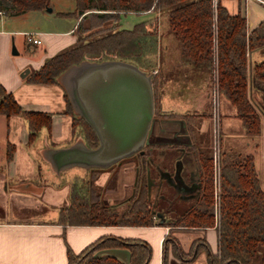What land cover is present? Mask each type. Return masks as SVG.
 Returning a JSON list of instances; mask_svg holds the SVG:
<instances>
[{
    "label": "trees",
    "instance_id": "16d2710c",
    "mask_svg": "<svg viewBox=\"0 0 264 264\" xmlns=\"http://www.w3.org/2000/svg\"><path fill=\"white\" fill-rule=\"evenodd\" d=\"M49 0H0V13L45 9ZM168 7L167 21L178 38L184 58L193 63H203L212 75L213 87L236 108L244 132L254 135L261 130V116L248 97V52L258 48L264 53V19L251 29L247 18L240 13H231L221 0H82L71 10L62 14L81 15L88 13L100 19H120L121 14L150 8ZM86 10H89L85 12ZM95 10V11H94ZM98 10V11H97ZM155 24V23H154ZM91 26L87 27L88 29ZM80 29V22L76 24ZM103 29V28H102ZM100 29L77 36L75 44L47 57L28 77L33 82H57V76L67 66L88 57H116L132 61L151 73L153 96L156 104L159 81L157 29L135 22L131 27H119L106 33ZM102 31V30H101ZM253 77L264 80V57L252 64ZM264 94V90H263ZM66 108L71 114L73 131L84 142L93 147L97 136L89 123L72 108L64 91ZM0 112L6 116L21 114L27 123L28 140L33 141L43 127L50 126L51 114L44 110L24 108L0 82ZM191 112H169L181 115L192 127ZM195 113V112H193ZM164 114V115H167ZM12 146L7 148L11 156ZM220 171L218 216L215 215L214 175L212 155L195 151V161L201 182L198 197L180 213L172 217L155 218V204L147 190L145 171L141 175L135 193L124 203L109 204L100 199L93 189L94 170L87 174H76L70 182L68 203L58 210L55 221L61 224L89 225H153L162 224L181 228H205L217 230L218 249L208 253L210 264H264V188L260 184L252 154L223 155ZM126 247L130 250L128 264H146L151 255L150 244L139 237L102 234L82 249L75 252L66 247L67 264H126L120 258L94 252L103 247ZM203 242L194 240L191 253H198ZM183 255L184 251L167 239L168 249ZM165 264V263H163Z\"/></svg>",
    "mask_w": 264,
    "mask_h": 264
},
{
    "label": "crops",
    "instance_id": "0c3cea01",
    "mask_svg": "<svg viewBox=\"0 0 264 264\" xmlns=\"http://www.w3.org/2000/svg\"><path fill=\"white\" fill-rule=\"evenodd\" d=\"M221 3L231 13L240 11L247 18L249 29L264 19L263 1L221 0ZM5 17V14L0 13V82L24 108L49 112L51 125L50 130L43 127L39 135L33 141H29L25 118L19 113L6 116L0 112V200L3 197L7 199L9 189H16L33 191L43 197L47 191L48 195H51L57 202L64 196L63 192H59L65 191L67 194L71 179L76 174L82 173L70 176V182L61 189L57 187L54 192H51L50 186L44 187L42 181L34 182L32 177L40 170V159L48 165L47 168L57 174L70 167L80 166L72 165L57 171L42 153V150L49 147L69 145L79 136L73 137L71 116L65 111L66 100L63 87L57 82H31L24 78L47 57L75 44L76 22L58 28L15 29L5 26L3 22ZM25 30L34 31V35L39 36L41 41L39 43L27 41L24 35ZM17 33H20L21 37L18 38ZM12 42L18 50L17 53L11 51ZM169 45L170 43L164 40L163 51L168 50ZM178 45L181 52L179 40ZM263 57L264 53L258 48L248 52V97L260 113L261 131L255 135L246 134L235 106L224 96L219 98L218 127L221 128L220 132L223 131L226 135V148L223 151L243 153L235 141L248 139L247 143L253 142L256 149L243 154H252L255 169L264 188V80L255 79L252 73L253 62ZM207 98L206 92L205 97L200 96L197 101L193 102L192 108L184 107L177 110L174 104L165 106L161 104V101H158V107L179 114L198 112V109L204 110L203 105L207 103ZM180 117L181 115L165 116L154 111L147 137L151 143L157 142L162 137H168L169 142L186 149V154L193 158L195 164L194 152L201 150L198 136H196L198 125L193 122L191 132L187 133ZM9 144L12 146V152L8 158ZM114 172L117 176V183L114 188L106 187L105 197L108 198L107 200L115 201L128 194L127 188L132 185L135 174L134 161L129 158L117 162ZM109 173L110 171L101 172L95 181L101 185L105 184ZM56 216L38 220L18 217L9 219L7 210L5 215H0V264H67V245L77 252L96 237L107 233L146 240L151 246V255L146 264H210L208 253L216 252L218 249L217 230L213 226L181 228L157 223L153 225H64L55 221ZM170 238L184 251L182 256L170 248L165 256L164 246L166 240ZM197 239L203 242V247L194 254L190 250L192 243Z\"/></svg>",
    "mask_w": 264,
    "mask_h": 264
},
{
    "label": "rangeland",
    "instance_id": "374dc122",
    "mask_svg": "<svg viewBox=\"0 0 264 264\" xmlns=\"http://www.w3.org/2000/svg\"><path fill=\"white\" fill-rule=\"evenodd\" d=\"M263 1L264 0H260ZM82 0H49V5L52 7L51 11L46 9H34V10H25L20 12H10L6 15L4 23L6 27H14L15 29H30L36 27H64L69 24L72 25L73 22H80V29L75 27V32L77 36H82L89 31L93 32L97 29H100L98 33H106L112 29L119 27H131L135 22H141L147 24V27L156 26L157 29V45H158V66L157 68V79L159 81L157 98L155 107L158 106V101H161V104L165 106H170V104L175 105V109L180 110L184 107L192 108L194 101L197 99L205 97L206 92L208 94L207 103L203 105L204 110L198 109V112H191L190 114L194 115L195 119L193 122L198 125L197 135L199 140V146L203 153L210 154L213 156L215 148L218 147V168L216 167V187L215 190H220V171H221V159L223 155H229L239 153L235 151H223L225 147L226 135L223 134L221 128L219 129L216 123V110L213 106V83L212 75L204 67L203 63H193L188 61L183 57L182 52H180L178 45V38L173 34L171 29L168 26L167 13L168 7L163 6L160 8H150L148 10L142 11H129L121 14L120 19L115 18H106L100 19L99 17L94 16L92 13H88L86 17L81 15L74 14H62L60 11H67L73 9L78 4H81ZM252 6V3H250ZM248 5V3H247ZM232 6V4H231ZM249 10V8H248ZM89 10H86L87 12ZM95 11V10H94ZM98 11V10H97ZM155 23V24H154ZM91 26L89 29L87 27ZM103 28V29H102ZM102 30V31H101ZM26 31V30H25ZM29 31V30H28ZM100 33V34H101ZM18 38L21 37L20 33H17ZM167 40L170 43L168 50L163 51V41ZM160 51V52H159ZM162 51V52H161ZM161 53V54H160ZM164 54V55H163ZM17 55V54H15ZM20 56L22 54H19ZM30 73L25 76L24 80L31 81L28 79ZM33 82V81H31ZM201 83V87H200ZM207 83V85H206ZM264 95V94H263ZM222 97L219 93V97ZM219 109V102L217 104ZM65 111L71 116L70 112L65 108ZM202 117V118H201ZM72 118V117H71ZM219 118V111H218ZM200 119V120H199ZM51 125V120H50ZM262 125V122H261ZM75 131L79 132V127H76ZM50 130V126L47 128ZM218 130V131H217ZM73 131V128H72ZM73 131V137H75L77 132ZM261 131V130H260ZM258 134V133H257ZM218 135V136H217ZM249 135V134H248ZM255 135V134H254ZM217 137V138H216ZM252 138V137H251ZM248 139L237 140L239 149L245 152H253L254 146L253 142L250 144L247 143ZM238 149V148H237ZM243 153H239L244 155ZM251 154V153H249ZM213 161V157H212ZM40 170L36 172L32 177L34 182L42 181L45 186H50L51 192H54L57 187L59 189L63 188L66 184L70 182L69 177L75 173H84L86 169L80 166H73L68 169L61 171L57 174L51 169L47 168L48 166L42 159L39 161ZM117 164V163H116ZM213 164V175H214V163ZM117 165L113 164L111 167H106L107 171H110L108 181L101 185L98 182H94L92 187L96 192H100L105 196L104 188H114L117 183L116 174L114 172ZM195 174V173H194ZM258 175V174H257ZM259 178V176H258ZM260 180V179H259ZM261 184V182H260ZM262 186V185H261ZM263 187V186H262ZM133 188V184L127 188V193H129ZM64 196L54 201V198L51 195H48V192L45 191V196H39L33 191L27 190H16L9 189L7 199L5 197L0 200V215H5V211H8V218L12 217L24 218L29 220H38V219H47L51 218L53 215L56 216V211L68 203V192ZM220 192V191H219ZM107 193V191H106ZM106 198V197H105ZM108 199V198H107ZM111 199V198H110ZM219 199V197H218ZM109 203H113L114 200H107ZM116 201V200H115ZM114 201V202H115ZM177 202H174L176 204ZM184 206L179 209H184L187 203H182ZM180 203H177L179 207ZM54 213V214H53Z\"/></svg>",
    "mask_w": 264,
    "mask_h": 264
},
{
    "label": "water",
    "instance_id": "95a60500",
    "mask_svg": "<svg viewBox=\"0 0 264 264\" xmlns=\"http://www.w3.org/2000/svg\"><path fill=\"white\" fill-rule=\"evenodd\" d=\"M45 9L51 11L52 7L48 4ZM11 51H18L13 42ZM57 80L73 110L95 131L97 144L90 147L79 136L69 145L42 150L55 170L72 165L107 167L142 151L154 112L151 73L113 54L110 58L86 57L70 64ZM176 179L178 182L179 178ZM171 185L175 186V182ZM103 253L116 256L126 264L130 260V250L126 247H103L94 255Z\"/></svg>",
    "mask_w": 264,
    "mask_h": 264
},
{
    "label": "flooded vegetation",
    "instance_id": "af4514ba",
    "mask_svg": "<svg viewBox=\"0 0 264 264\" xmlns=\"http://www.w3.org/2000/svg\"><path fill=\"white\" fill-rule=\"evenodd\" d=\"M154 109L155 113L162 115L171 112L162 110L158 106L155 107V101ZM165 116L173 115L167 114ZM180 118L183 120L182 122L184 125V130L189 133L192 127L188 126L186 119L183 116ZM168 139V137H162L157 142L151 143L149 137H147L146 134V142L142 148V151H137L134 155L123 158H131L135 164L132 190L124 198L116 200L115 202L113 201V203H109L105 196H103L100 192H97L100 195V199L102 201H106L109 204L124 203V200L128 199L135 193L139 179L143 174L142 169H144V173L148 181L147 190L150 200L155 204L154 206L157 210L156 214H154L156 218L163 220L165 218L164 216L172 217L183 210L179 209L180 207L184 206L182 203H187L186 207L190 205L198 197L201 190L198 166L196 161L194 164L193 158L186 154V149L178 146L175 143L169 142ZM123 159L120 161H115L114 163L107 166V168L111 167L113 164L117 165L116 163L121 162ZM107 168L99 167V169L94 170L93 179H90L92 180V185L94 182H96L95 180L97 179L98 175L103 171H107ZM92 172L93 171H91L90 168H87L86 172L82 174H87L89 176ZM110 174L111 173H109V175ZM112 174L116 173L112 172ZM176 178H179L178 182L176 181ZM172 181L175 182V186L171 185ZM178 188H183L184 191L180 192L178 191ZM105 190L106 188H104V192ZM174 202L180 203L179 207L177 206V203L174 204ZM158 212H161L162 215H158ZM169 227L174 226L169 225Z\"/></svg>",
    "mask_w": 264,
    "mask_h": 264
},
{
    "label": "built area",
    "instance_id": "2783aa9c",
    "mask_svg": "<svg viewBox=\"0 0 264 264\" xmlns=\"http://www.w3.org/2000/svg\"><path fill=\"white\" fill-rule=\"evenodd\" d=\"M214 1H216V0H214ZM34 34H35L34 31H28V30L24 31V35H25V38L27 41H31L33 43H39L41 41L40 37L37 35H34ZM154 71H156V69H153V72ZM213 94H214L213 106L215 107V110H216L215 119H216V123L218 125V119H219L218 118V111H219V109L217 107V104L219 102V98H218L219 97V91H218L216 86L213 87ZM218 155H219V149H218V147H216L215 151L213 152V156H212L213 157V163H214V199H215V215L216 216H218L219 191L215 190V187H216V184H215L216 183V171H215V169H216V167L218 168V164H219Z\"/></svg>",
    "mask_w": 264,
    "mask_h": 264
}]
</instances>
